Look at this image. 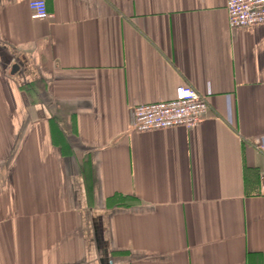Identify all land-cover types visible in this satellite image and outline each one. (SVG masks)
I'll return each mask as SVG.
<instances>
[{"label": "crops", "instance_id": "crops-1", "mask_svg": "<svg viewBox=\"0 0 264 264\" xmlns=\"http://www.w3.org/2000/svg\"><path fill=\"white\" fill-rule=\"evenodd\" d=\"M45 1L0 0V264H264V24ZM185 83L212 100L194 128L130 130Z\"/></svg>", "mask_w": 264, "mask_h": 264}, {"label": "built area", "instance_id": "built-area-1", "mask_svg": "<svg viewBox=\"0 0 264 264\" xmlns=\"http://www.w3.org/2000/svg\"><path fill=\"white\" fill-rule=\"evenodd\" d=\"M30 9L34 20L51 17L45 0H31ZM226 10L232 29L264 24V0H227ZM211 105L210 96L185 83L177 87L172 100L135 106L130 130L140 133L175 127L190 130L209 112ZM252 145L264 155V135L254 139ZM261 194L264 195V184Z\"/></svg>", "mask_w": 264, "mask_h": 264}, {"label": "water", "instance_id": "water-1", "mask_svg": "<svg viewBox=\"0 0 264 264\" xmlns=\"http://www.w3.org/2000/svg\"><path fill=\"white\" fill-rule=\"evenodd\" d=\"M18 69H19V67H18L17 65H15V66L13 67V71H12V73L14 74L16 71H18Z\"/></svg>", "mask_w": 264, "mask_h": 264}]
</instances>
